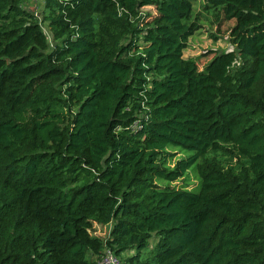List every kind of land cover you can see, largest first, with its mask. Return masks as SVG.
Segmentation results:
<instances>
[{
    "label": "trees",
    "instance_id": "16d2710c",
    "mask_svg": "<svg viewBox=\"0 0 264 264\" xmlns=\"http://www.w3.org/2000/svg\"><path fill=\"white\" fill-rule=\"evenodd\" d=\"M31 1L0 0V264H264V0H205L235 50L202 70L196 0Z\"/></svg>",
    "mask_w": 264,
    "mask_h": 264
},
{
    "label": "rangeland",
    "instance_id": "374dc122",
    "mask_svg": "<svg viewBox=\"0 0 264 264\" xmlns=\"http://www.w3.org/2000/svg\"><path fill=\"white\" fill-rule=\"evenodd\" d=\"M205 0H196L194 4L195 13L199 14V22L202 24V28L198 30L189 39V47L184 51L186 57H194L198 59V67L200 70L204 69L207 62L213 55V52L227 50L232 44L229 40L230 29L234 25L233 21L220 20L215 21V12L203 10ZM32 8H37L40 5L38 0H32ZM144 13H150V15L156 14L154 6H147L141 9ZM148 18V17H147ZM217 36L216 37H214ZM179 154L176 160L189 156L192 152L190 150L178 149ZM192 176L190 180V188L198 190L200 180L198 179L196 167L193 166L186 175ZM186 183V179H180L175 186L181 187ZM111 231L110 226L94 225L93 232L99 236L107 237Z\"/></svg>",
    "mask_w": 264,
    "mask_h": 264
},
{
    "label": "built area",
    "instance_id": "2783aa9c",
    "mask_svg": "<svg viewBox=\"0 0 264 264\" xmlns=\"http://www.w3.org/2000/svg\"><path fill=\"white\" fill-rule=\"evenodd\" d=\"M235 50L234 45H231L227 51L232 52ZM101 264H121L120 257L113 250H106Z\"/></svg>",
    "mask_w": 264,
    "mask_h": 264
}]
</instances>
